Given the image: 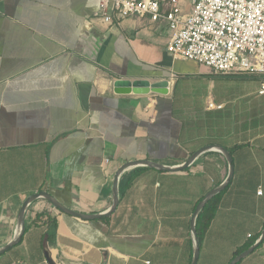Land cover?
<instances>
[{
	"label": "crops",
	"instance_id": "obj_1",
	"mask_svg": "<svg viewBox=\"0 0 264 264\" xmlns=\"http://www.w3.org/2000/svg\"><path fill=\"white\" fill-rule=\"evenodd\" d=\"M178 1L189 11L191 0ZM98 9L99 0H0V248L40 191L100 215L82 219L38 197L0 264H49L46 251L56 264H190L194 209L229 173L221 148L233 173L196 264H229L264 228L263 76L174 58L165 19L107 24ZM117 78L167 79V92L117 93ZM199 150L181 170L158 167ZM131 161L157 166L123 169L112 209L116 172ZM237 263L264 264V243Z\"/></svg>",
	"mask_w": 264,
	"mask_h": 264
},
{
	"label": "built area",
	"instance_id": "obj_2",
	"mask_svg": "<svg viewBox=\"0 0 264 264\" xmlns=\"http://www.w3.org/2000/svg\"><path fill=\"white\" fill-rule=\"evenodd\" d=\"M146 15L167 21L166 50L174 58L194 60L214 74L264 78V0H191L189 11L178 0H99L93 17L120 25ZM258 92L264 94V80Z\"/></svg>",
	"mask_w": 264,
	"mask_h": 264
},
{
	"label": "water",
	"instance_id": "obj_3",
	"mask_svg": "<svg viewBox=\"0 0 264 264\" xmlns=\"http://www.w3.org/2000/svg\"><path fill=\"white\" fill-rule=\"evenodd\" d=\"M167 79H162L156 82H150L146 79H134V80H130L128 78H117L113 81V89L115 92L117 93H127V92H134V93H148V92H155V93H161L164 94L167 92ZM221 150L224 152V154L226 155L228 162H229V173L228 176L226 178V180L224 182H222L221 184H219L218 186H216L215 188H213L212 190H210L196 205L194 212H193V216L191 219V230H192V234H193V256H192V260L190 264H196L197 262V258L199 255V241L198 238L196 236V229H195V221H196V217L199 213V211L201 210V208L204 206V204L214 195H216L217 193H219L220 191H222L225 186L227 185V183L229 182L232 173H233V166L231 164V159H230V155L229 153L224 149L221 148ZM202 150H199L198 152L193 153L189 159L187 160V162H185L183 165L175 167V168H170V167H166V166H162L159 165L158 167L164 169V170H181L185 167H187L192 160L196 157V155ZM139 163H145L147 165H154L157 166L155 164H150V162H138V161H131V162H126L125 164H123L118 171L116 172L115 175V179H114V186H113V206L112 209H114L118 203V190H117V180H118V175L119 173L129 167V166H133V165H137ZM38 197H43L46 200H48L55 208H57L58 210L73 215V216H77L80 217L82 219H93V218H99V214H92V215H88V214H83L80 212H77L75 210H72L70 208L64 207L62 205H60L58 202L55 201V199L47 192L44 191H40L34 194H31L30 196H28L26 198V200L24 201V203L22 204L20 211H19V231L18 234L15 236V238L9 242L8 244H6L4 247L0 248V253H3L4 251L8 250L11 246L15 245L17 242L20 241L21 239V235L24 232V211L26 206L34 199L38 198ZM264 238V228L262 229L260 235L258 236V238L255 240V242L250 245L247 249H245L244 251L240 252L239 254H237L230 262L229 264H235L238 261H240L242 258H244L245 256H247L249 253H251L254 248L258 245V243ZM45 258L46 261L49 264H56L52 258L50 257L48 251L45 252Z\"/></svg>",
	"mask_w": 264,
	"mask_h": 264
},
{
	"label": "trees",
	"instance_id": "obj_4",
	"mask_svg": "<svg viewBox=\"0 0 264 264\" xmlns=\"http://www.w3.org/2000/svg\"><path fill=\"white\" fill-rule=\"evenodd\" d=\"M121 180L119 182V189H120V185H121ZM226 188H227V185L225 186V188L222 191H220L216 195L212 196L204 204V206L201 208V210L199 211V213L196 217L195 229H196V236L198 238L199 243H200L210 221L212 220V218L216 212V209L218 207L219 198ZM46 220H47V225H48V237H54V235L56 233V224H57L56 219H55V217L48 215ZM259 235H260V232L254 234V235H252V234L249 235L248 241L246 243H244L243 245H241L237 250H235L234 257L237 254H239L240 252L247 249L250 245H252L255 242V240L258 238ZM263 243H264V238L258 243V245L254 248V250H256L260 246H262ZM236 264H238V263H236Z\"/></svg>",
	"mask_w": 264,
	"mask_h": 264
}]
</instances>
